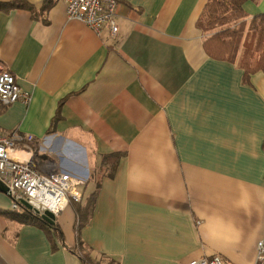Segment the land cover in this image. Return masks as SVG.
Listing matches in <instances>:
<instances>
[{
    "label": "crops",
    "instance_id": "crops-1",
    "mask_svg": "<svg viewBox=\"0 0 264 264\" xmlns=\"http://www.w3.org/2000/svg\"><path fill=\"white\" fill-rule=\"evenodd\" d=\"M118 31L68 18L62 0H0V63L29 101L0 102L14 156L81 178L61 233L20 220L0 190V264H256L264 236V71L211 57L209 0H117ZM245 22L264 0L244 4ZM56 122L52 125L55 116ZM19 217V218H18Z\"/></svg>",
    "mask_w": 264,
    "mask_h": 264
},
{
    "label": "built area",
    "instance_id": "built-area-1",
    "mask_svg": "<svg viewBox=\"0 0 264 264\" xmlns=\"http://www.w3.org/2000/svg\"><path fill=\"white\" fill-rule=\"evenodd\" d=\"M62 1L66 4L68 18L87 24L98 34H102L107 25L112 35L117 33V0ZM30 99V93L22 90L14 74L0 63V102L10 105L18 100L27 102ZM34 141L32 134H0V180L8 187L12 211L23 212L26 208L35 210L41 216L45 210H49L57 216L72 201H82L83 193L78 186L84 181L63 171L45 172L31 158L21 160L14 156V152L20 148L33 152ZM188 264L225 263L221 256L216 255L193 259ZM256 264H264V236L257 243Z\"/></svg>",
    "mask_w": 264,
    "mask_h": 264
},
{
    "label": "trees",
    "instance_id": "trees-1",
    "mask_svg": "<svg viewBox=\"0 0 264 264\" xmlns=\"http://www.w3.org/2000/svg\"><path fill=\"white\" fill-rule=\"evenodd\" d=\"M248 0H209L199 18V27L211 32L204 42L206 52L213 58L230 60L236 49V43L239 35L238 22L246 18L244 4ZM250 30L258 34L255 44L253 41L247 45L242 57L239 61L241 67L245 70L246 77L255 71H264V13L256 15L251 19ZM242 37V36H241ZM247 40V39H246ZM246 42V41H245ZM56 115L52 121V125L56 122ZM94 196L90 198V202L86 206L78 203V214L80 224L82 226L91 212L92 201ZM20 220L41 224L48 229L61 233L57 224L51 225L41 219V216L31 209L17 213Z\"/></svg>",
    "mask_w": 264,
    "mask_h": 264
},
{
    "label": "rangeland",
    "instance_id": "rangeland-1",
    "mask_svg": "<svg viewBox=\"0 0 264 264\" xmlns=\"http://www.w3.org/2000/svg\"><path fill=\"white\" fill-rule=\"evenodd\" d=\"M250 25H251V20H249L247 22H245V20H241L238 22V25H237L239 28V35H240V36H238V39L241 40V43L244 40V37H246V33H247V37H246L247 40L245 39L246 42L244 43L243 50H242V52H240V55H238L239 59H241L242 54H243L246 46L248 44L250 45L252 41H253V44H255L257 39H258V34L254 31L250 30V27H251ZM207 33L211 34V32H207ZM238 39H237V41H238ZM234 54L235 53L232 54V57L234 56Z\"/></svg>",
    "mask_w": 264,
    "mask_h": 264
},
{
    "label": "water",
    "instance_id": "water-1",
    "mask_svg": "<svg viewBox=\"0 0 264 264\" xmlns=\"http://www.w3.org/2000/svg\"><path fill=\"white\" fill-rule=\"evenodd\" d=\"M0 190L8 193V187L0 180ZM27 207L31 208V205L26 203ZM41 219L51 225H54L56 222V216L49 210H45L41 215Z\"/></svg>",
    "mask_w": 264,
    "mask_h": 264
}]
</instances>
